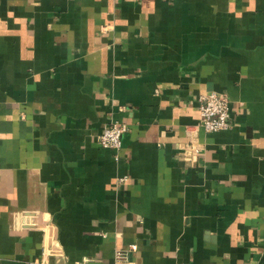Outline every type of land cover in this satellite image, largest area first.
Here are the masks:
<instances>
[{"label": "crops", "instance_id": "crops-1", "mask_svg": "<svg viewBox=\"0 0 264 264\" xmlns=\"http://www.w3.org/2000/svg\"><path fill=\"white\" fill-rule=\"evenodd\" d=\"M210 89L227 128L197 125ZM132 242L127 264H264V0H0V264Z\"/></svg>", "mask_w": 264, "mask_h": 264}, {"label": "built area", "instance_id": "built-area-1", "mask_svg": "<svg viewBox=\"0 0 264 264\" xmlns=\"http://www.w3.org/2000/svg\"><path fill=\"white\" fill-rule=\"evenodd\" d=\"M231 124L229 99L223 92L210 89L200 95L198 126L204 131H216L227 128ZM127 129V125L120 121H111L104 125L98 135V142L104 148L114 151L115 157L122 146V134ZM194 140V138H193ZM193 140L187 142V147L194 154L198 146ZM126 176L119 177L125 180ZM135 243H129L124 248H117L114 252V264H127L130 250L135 249ZM74 264H86V260H78Z\"/></svg>", "mask_w": 264, "mask_h": 264}]
</instances>
